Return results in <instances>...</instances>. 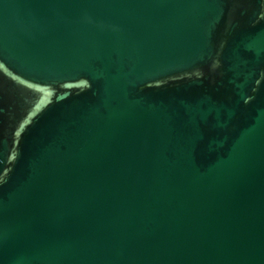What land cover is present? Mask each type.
<instances>
[{
    "label": "water",
    "instance_id": "1",
    "mask_svg": "<svg viewBox=\"0 0 264 264\" xmlns=\"http://www.w3.org/2000/svg\"><path fill=\"white\" fill-rule=\"evenodd\" d=\"M0 264H264V0H0Z\"/></svg>",
    "mask_w": 264,
    "mask_h": 264
}]
</instances>
